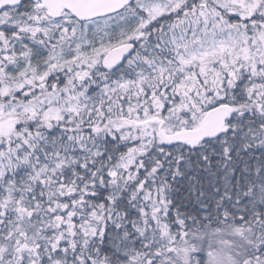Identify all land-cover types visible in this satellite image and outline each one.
<instances>
[{"label": "snow or ice", "instance_id": "snow-or-ice-1", "mask_svg": "<svg viewBox=\"0 0 264 264\" xmlns=\"http://www.w3.org/2000/svg\"><path fill=\"white\" fill-rule=\"evenodd\" d=\"M0 264H264V0H0Z\"/></svg>", "mask_w": 264, "mask_h": 264}]
</instances>
